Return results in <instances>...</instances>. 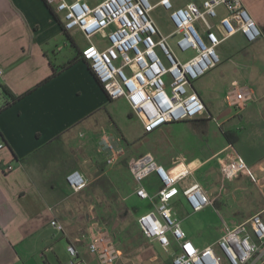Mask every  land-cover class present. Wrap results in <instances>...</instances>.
Listing matches in <instances>:
<instances>
[{"label":"crops","instance_id":"1","mask_svg":"<svg viewBox=\"0 0 264 264\" xmlns=\"http://www.w3.org/2000/svg\"><path fill=\"white\" fill-rule=\"evenodd\" d=\"M243 3L262 37L254 43L241 33L227 38L221 44L228 43L219 54L222 62L213 69L214 76L204 81L211 70L193 84L206 111L215 110V115L208 117L224 124L216 134L218 139L214 138L213 127L204 126L205 115L191 122L167 124L148 134L162 131L168 135V149L175 159L155 153L160 165L171 169L180 163L193 170L180 185L181 192L171 206L178 217L177 211L184 208L188 219L198 217L199 229L212 232L209 241L203 243L198 235L203 230L196 235V231H186L182 224L188 238L202 249L215 246L227 229L248 223L254 214L264 219V0ZM228 16L227 8L219 7L214 23L219 25ZM194 27L205 38L203 25L197 22ZM216 31L221 38L226 36L221 26ZM73 36L64 31L62 15L46 0H0V65L5 70L1 85L21 97L6 107L12 100L0 89V264H65L70 259L69 245H74L88 264H100L88 246L98 229H106L103 213L117 214L115 207L123 208L134 220L133 230H140L138 217L155 210V203L143 201L135 194L137 184L131 173L128 184H124L120 172L111 171L119 164L109 169L106 166L99 149V139L106 130L98 126L96 117L101 108L114 100L81 57L89 41L85 37L87 42L80 46ZM95 37L94 44L107 45L105 41H95ZM66 38L72 40L77 51L74 58L64 52ZM216 85L221 91L213 94L212 86ZM236 85L250 87L255 96L254 102L241 111L228 101ZM224 131L236 133L234 146ZM145 134L143 129L141 141L148 137ZM120 138L123 146H130L124 135ZM235 156L241 157L253 174V178L247 174L240 184L221 179V164ZM8 165L14 170L6 172ZM74 171H80L88 181L79 193L73 192L66 180ZM192 183L202 184L209 191L215 184L224 183L222 197L212 199V205L203 211L193 212L182 194L183 188ZM121 185L124 193L115 196ZM144 185L156 201L158 177L151 175ZM136 200L144 203L143 210L132 206ZM215 211L219 217L207 215ZM52 220L59 222L64 231L53 227ZM149 241L157 253L155 245L159 243ZM171 242V249L166 252L170 254L168 264L179 252L173 238Z\"/></svg>","mask_w":264,"mask_h":264},{"label":"built area","instance_id":"2","mask_svg":"<svg viewBox=\"0 0 264 264\" xmlns=\"http://www.w3.org/2000/svg\"><path fill=\"white\" fill-rule=\"evenodd\" d=\"M56 4L62 15L63 28L67 32L79 31L89 44L81 51L82 59L103 87L111 100L125 99L143 124L146 134H151L171 123L196 120L206 113L193 84L222 62L217 51L227 38L241 33L249 43L262 37V32L245 8L243 0H186L180 5L173 0H161L174 31L164 35L151 16L157 5L151 0H46ZM225 7L229 16L218 24V8ZM203 25L205 38L195 29ZM226 36L221 38L217 27ZM100 35L107 42L105 47L96 45L92 38ZM183 54H174L170 41ZM5 70L0 65V84ZM254 91L248 86L232 88L228 101L241 111L254 102ZM1 148L3 145L0 146ZM100 152L108 168L119 164L125 155L120 137L103 132L99 139ZM14 170L12 165L6 172ZM130 173L137 184L135 194L143 201L155 203V210L138 217L137 223L143 235L157 241L165 252L172 246L171 238L178 244L179 252L173 255L171 264H257L264 262V219L254 215L248 223L227 229L217 243L198 248L188 238L171 201L180 194V185L193 173L192 168L179 165L167 169L156 158L145 155L129 164ZM253 178L247 163L240 157L221 164L225 180H234L245 173ZM155 174L160 182L156 201L144 185ZM67 184L75 193L83 191L88 181L80 171L68 174ZM193 212H201L212 205V200L199 183H192L182 190ZM51 225L64 231V227L52 220ZM100 264H116L122 256L113 237L106 230L98 229L88 246ZM70 259L65 264H88L74 245L68 246Z\"/></svg>","mask_w":264,"mask_h":264},{"label":"rangeland","instance_id":"3","mask_svg":"<svg viewBox=\"0 0 264 264\" xmlns=\"http://www.w3.org/2000/svg\"><path fill=\"white\" fill-rule=\"evenodd\" d=\"M101 1L102 0H91V3L94 5ZM160 1L161 0H151L153 5H157L155 9L152 11L151 16L156 22V24L159 26L162 33L164 35H170L174 31V28L168 19V13L164 11L161 6H158V3ZM173 1L174 2L180 1L181 3L183 2V4H185L184 2H186L185 0H173ZM53 6L56 7V4H54ZM71 33H73L74 35L73 37L75 38L77 45L82 46L87 42L83 33L75 32V31H72ZM66 40H67V45L65 46L64 52L69 58H74L76 56L77 51L75 47L73 46L72 40L69 38H66ZM94 40L103 41L100 35H97L94 38ZM99 44L104 45L103 43H99ZM170 44H171L172 51L179 58L186 59L187 57L191 56V54L181 53L176 48L173 40L170 41ZM226 44L228 43L221 45L217 49L220 55H221L222 48H226L225 46ZM215 72L216 70L209 72L204 77V81L211 80ZM212 91H213L212 93L215 94L217 91L218 92L221 91V88L218 89V85L212 86ZM212 103L215 105L216 103L215 100H213ZM210 114L212 116L215 115V110L210 109V111L208 112L206 111L204 115L206 116L207 120L204 121V124H205L204 126L213 127L215 129L213 132L214 138L218 139L217 138L218 135L216 134L217 132L220 131L219 129H221L224 126V124L219 123L218 120H216L217 118H214V117L209 118ZM96 118L99 122L98 126L100 128L103 127L106 130V132L110 134H114L115 136H118V137H120L121 135H124L127 138V141L130 145V146H124L125 155H124L123 162L111 170L112 172H120L121 174L120 176L124 184L129 182V175H130V170L128 167L124 166V162L130 163L134 159L145 156V155H151L155 158L156 157L155 153L159 154L160 156L166 159H170V160L175 159L172 157L171 150L168 149L169 144L166 141V138L168 136L167 133L160 131L159 132L160 134H157V135L153 134V135L148 136V134H145L148 137H146L144 141L140 140V138L143 135L142 121L135 114H133V111L130 105L125 100L118 99V100H114L106 104V106L100 109V112L97 114ZM235 153L236 152H234V154ZM222 161H224V159ZM179 164L180 163L176 165L178 166ZM176 165L173 166L171 169H174L175 167H177ZM246 175H247L246 172L240 174L238 177L232 180L234 181L233 184H240L242 182H245ZM221 179L224 180L223 177H221ZM225 181L232 182V181H227V180ZM94 187H97V186H94ZM202 187L205 190V192L208 193L211 200L214 198L222 197L221 193H222V190H224V183L221 185L215 184L213 187H211L212 190L210 191L207 190L203 185ZM255 188L259 190L257 186ZM260 196H261V192H260ZM251 201L253 202L254 199L252 198ZM143 204L144 203H142L141 201L136 200L132 204V206L135 209H137V211H141L144 209ZM115 208L118 211L117 214L105 212L102 215L105 218V222L103 223L104 226L106 227L105 230L108 231L112 235L114 240L118 243V248L122 252V256L120 257V259L117 261L116 264H168L167 261L170 260V254H167L163 250V248L159 244L156 243L155 247L158 253L157 254L154 248V244L150 242L149 240H147L142 235L139 229L138 230L135 229L133 231L134 220L132 219V217L130 215H126L123 208H120V207H115ZM177 212L179 214L180 219L182 220L183 227L185 228L186 231H188V228H190L192 232L196 231L195 234L197 235L198 230H203L202 232H198L200 241L203 243H206L209 241V238L212 235V232L204 230V229H199L198 224H197L198 217L188 219L187 210L184 208H179ZM207 215L213 216V218L219 217L216 211L211 214L209 213ZM254 215H260V214H254ZM198 216L199 218L201 217L203 218L204 214L198 215ZM218 222H219L218 226L219 225L221 226V219L218 218ZM221 230L223 233L225 231V227H222ZM223 264H228V263L225 261L223 262Z\"/></svg>","mask_w":264,"mask_h":264},{"label":"trees","instance_id":"4","mask_svg":"<svg viewBox=\"0 0 264 264\" xmlns=\"http://www.w3.org/2000/svg\"><path fill=\"white\" fill-rule=\"evenodd\" d=\"M64 31H65V30H64ZM66 33H67V31H66ZM77 59H80L79 56L77 57ZM0 89H1V91H2L4 94H6V95H7L8 97H10V99L12 100V102L7 103V104L5 105L6 107L9 106L11 103H13V102H15V101H17V100H19V99L21 98V97H17V96H15L13 93H11V92L8 90V88H6L5 86H3V85H1V84H0ZM224 136L227 138L229 144L232 145V146H234V145L236 144L237 140H238L236 133H229V132H225V131H224ZM122 162H123V160H122L119 164H121ZM129 164H130V163H128V162H124V166H126V167H128V168H129ZM126 184H128V182H127ZM124 191H125V190H124V187H123V185H121V186L119 187L118 192L115 193V196H117V195L120 194V193L123 194ZM214 203H215V201H214ZM133 231H134V230H133Z\"/></svg>","mask_w":264,"mask_h":264}]
</instances>
